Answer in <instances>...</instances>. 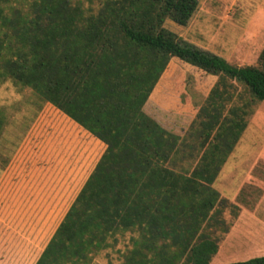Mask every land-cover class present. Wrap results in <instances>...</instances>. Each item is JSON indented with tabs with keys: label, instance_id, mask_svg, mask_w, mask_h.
Here are the masks:
<instances>
[{
	"label": "trees",
	"instance_id": "1",
	"mask_svg": "<svg viewBox=\"0 0 264 264\" xmlns=\"http://www.w3.org/2000/svg\"><path fill=\"white\" fill-rule=\"evenodd\" d=\"M198 9V0H108L87 16L71 0H0V85L31 89L40 109L54 106L107 145L36 264H93L130 232L125 264H212L218 255L231 225L215 184L249 116L229 87L264 102V50L261 67H238L166 28L187 27ZM173 59L219 78L191 127L194 144L145 112ZM5 126L0 110V136ZM179 156L195 166L180 169Z\"/></svg>",
	"mask_w": 264,
	"mask_h": 264
},
{
	"label": "rangeland",
	"instance_id": "2",
	"mask_svg": "<svg viewBox=\"0 0 264 264\" xmlns=\"http://www.w3.org/2000/svg\"><path fill=\"white\" fill-rule=\"evenodd\" d=\"M108 0H71L87 16ZM187 27L166 28L185 41L238 67H261L264 50V0H198ZM219 78L173 59L149 100L147 113L172 133L192 139V125ZM236 104H248V129L224 166L215 189L229 207L231 225L218 234L220 249L212 264L264 257V102L241 85L229 87ZM31 90L9 81L0 85V110L6 126L0 136V264H36L80 194L90 174V136ZM178 167L195 161L179 156ZM136 233L113 241L93 264H125Z\"/></svg>",
	"mask_w": 264,
	"mask_h": 264
},
{
	"label": "crops",
	"instance_id": "3",
	"mask_svg": "<svg viewBox=\"0 0 264 264\" xmlns=\"http://www.w3.org/2000/svg\"><path fill=\"white\" fill-rule=\"evenodd\" d=\"M156 94V89L154 91V93L152 94L151 99H153V96H155ZM149 104V102H148ZM147 104V105H148ZM147 105L145 107V112L147 113ZM148 114V113H147ZM149 115V114H148ZM70 119V118H69ZM71 120V119H70ZM73 121V120H72ZM74 122V121H73ZM76 125H78L76 122H74ZM82 131L84 132L85 136L88 137L90 136L93 140L91 142V144H94V148L92 147L90 149V159L88 160V162L90 163V174L87 177L86 182L88 181L89 177L91 176V174L93 173V171L95 170V168L97 167L99 161L101 160L102 156L105 154L106 150H107V145L104 144L102 141H100L99 139H97L96 137H94L93 135H91L88 131H86L84 128H82L80 125H78ZM5 129V127H4ZM4 132V130H3ZM2 132V134H3ZM85 182V183H86Z\"/></svg>",
	"mask_w": 264,
	"mask_h": 264
}]
</instances>
